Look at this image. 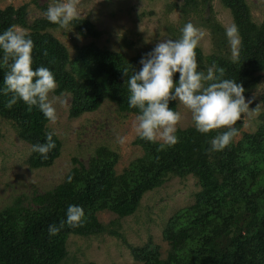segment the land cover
Returning <instances> with one entry per match:
<instances>
[{
  "label": "trees",
  "instance_id": "obj_1",
  "mask_svg": "<svg viewBox=\"0 0 264 264\" xmlns=\"http://www.w3.org/2000/svg\"><path fill=\"white\" fill-rule=\"evenodd\" d=\"M213 1L184 0L182 5L175 3L170 9H180L184 18L198 17V24L210 32L213 52L206 55L198 46V70L206 72L213 65L222 68V78L243 85L246 99L263 86L256 132H242V114L235 125L242 137L238 141L234 137L219 152L209 151V140L215 133L201 134L194 126L178 129L177 143L160 151L159 142L149 143L137 137L134 144L143 150V155L121 173L115 169L119 154L107 146L97 147L86 164L73 158V167L54 188L35 192L31 197L17 196L11 205L0 209V264H70L67 244L71 236L89 238L102 234L121 238L139 264H264V21L259 24L254 21L246 0H220L238 26L242 40L234 63L225 28L208 17ZM39 7L42 12L47 8ZM28 8L24 4L0 9V31L10 25L28 30L34 43L33 68L45 66L53 72L57 82L54 95H71L70 118L94 113L105 102L115 105L121 116H135L137 110L128 107L126 81L135 69L139 70L141 57L154 46L145 44V49L140 50L136 44L140 41H125L127 47L137 51L132 56L101 47L96 40L103 33L85 17L74 21L72 32L92 41L76 45V53L71 56L67 46L52 33L57 31L56 26L45 17L29 23ZM181 29L167 26L166 34L176 39ZM5 71L6 68L0 69V88ZM214 75L221 76L215 69ZM7 99L0 95V119L11 123L18 137L30 147L44 143L45 134L52 131L43 114L36 108L29 110L22 101L6 109ZM170 107L177 111L178 105L170 102ZM53 140L56 147L47 158L31 151L30 169L49 168L60 157L62 142L55 133ZM189 176L197 180L201 190L192 205L177 211L166 223L163 230V239L169 245L166 257L161 256L159 246L152 242L143 247L130 245L120 231L121 220L139 210L147 193L160 189L172 178ZM69 204L83 208L84 226L65 225L57 235L50 236L48 226L59 225L65 219ZM105 211L115 214L117 219L102 223L98 214Z\"/></svg>",
  "mask_w": 264,
  "mask_h": 264
},
{
  "label": "rangeland",
  "instance_id": "obj_2",
  "mask_svg": "<svg viewBox=\"0 0 264 264\" xmlns=\"http://www.w3.org/2000/svg\"><path fill=\"white\" fill-rule=\"evenodd\" d=\"M246 1L254 21L262 23L264 0ZM49 2L50 0H0V9L9 5L18 8L28 4V20L32 23L44 17L39 6H48ZM175 3L182 5L184 0H76L80 18L89 17L103 33L96 40L101 47L132 56L137 51L127 47L125 41H140L136 44L142 50L145 49V44L154 46L162 33L167 35V26L183 27L190 21L204 31L199 45L206 55L211 54L213 43L209 30L198 24V17L190 15L184 18L180 9L171 10ZM212 5V11L208 12L209 18H214L224 28L233 24L229 10L223 7L220 0H214ZM140 26L143 31H140ZM52 33L67 46L71 56L76 53V45L83 46L92 41L81 37L78 39L71 31L57 30ZM262 87L261 85L248 98L256 106H261L259 97ZM50 100L56 108L57 120L49 123V128L61 140L62 150L60 157L49 168L30 169L28 159L31 147L18 137L11 123L0 119V209L11 205L17 196L31 197L35 192L42 193L54 188L73 167V158L86 164L99 146H107L119 154V162L115 168L117 173H121L133 160L143 155V150L134 144L137 139L134 115L121 116L115 105L105 102L96 112L72 119L69 114L71 95L52 94ZM249 107L255 109L251 105ZM177 111L182 114L177 130L193 126L190 112L182 106H178ZM259 114L251 111L244 114L242 132H256ZM117 135L127 137L124 145L115 143ZM241 137L242 133L237 135L236 140ZM200 190L197 180L189 176L185 179L172 178L160 189L147 193L139 210L133 216L121 220L120 231L125 240L134 247H143L152 242L159 246L161 256L165 258L169 249L168 243L163 239L166 223L177 211L192 205ZM98 219L109 224L117 216L105 211L98 214ZM67 247L70 264H139L123 240L109 234L89 238L71 236Z\"/></svg>",
  "mask_w": 264,
  "mask_h": 264
},
{
  "label": "clouds",
  "instance_id": "obj_3",
  "mask_svg": "<svg viewBox=\"0 0 264 264\" xmlns=\"http://www.w3.org/2000/svg\"><path fill=\"white\" fill-rule=\"evenodd\" d=\"M43 15L57 30L71 32L72 24L80 18L76 0H50ZM140 31H143L141 26ZM203 36L204 31L190 21L183 25L181 35L176 39L162 33L152 50L141 57L139 70L128 75V107L137 110L135 134L143 141L159 142L158 151L175 145L178 140L177 125L182 114L170 107V102L190 112L197 132L215 133L209 140V151L212 152L223 151L238 135L239 129L235 125L242 119V114L260 109V105L250 109L252 100L246 99L243 85L222 78V68L213 65L206 72L198 70L196 49ZM225 37L235 63L242 44L235 23L225 27ZM33 49L34 43L27 29L10 25L0 31V69L6 68L0 95L8 97L4 108L11 109L22 101L29 110H39L52 124L57 120V113L50 96L55 92L57 82L48 67L33 68ZM44 55L47 56V52ZM214 69L221 76L214 75ZM124 74H128L127 68ZM53 135L46 133L45 142L33 144L31 151L47 158L56 147ZM126 141V136H116L115 143L124 145ZM68 180L70 182L71 177ZM85 222L83 208L69 204L65 219L59 225H49L48 233L55 236L65 225L79 228Z\"/></svg>",
  "mask_w": 264,
  "mask_h": 264
}]
</instances>
